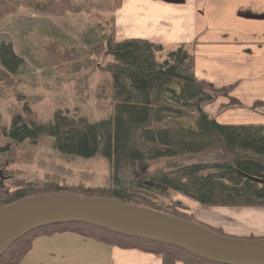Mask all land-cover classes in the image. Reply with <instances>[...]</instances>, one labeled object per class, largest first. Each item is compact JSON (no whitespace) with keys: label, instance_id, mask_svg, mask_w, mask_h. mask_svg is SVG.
<instances>
[{"label":"trees","instance_id":"trees-1","mask_svg":"<svg viewBox=\"0 0 264 264\" xmlns=\"http://www.w3.org/2000/svg\"><path fill=\"white\" fill-rule=\"evenodd\" d=\"M21 6L52 16L63 15L75 7L71 0H0V18ZM64 48L60 51L56 46L58 62L68 60L64 54L71 55V59L82 55L88 61L91 55L110 58L103 68L112 76V115L90 123L84 118L57 112L44 124L16 116L8 136L14 141L45 136L52 139L54 149L61 154L80 158L101 155L109 162L112 187L21 186L0 197V209L25 197L71 193L109 198L189 221V216L177 208L178 203L171 205L177 210L170 211L152 202L146 192L128 194L124 187H137L133 176L127 180V174L131 175L137 165L195 154L208 155L211 159L174 166L159 173L156 185L181 193L201 207L264 208V123L223 125L202 111V104L210 101L212 95L195 81L194 57L186 44L164 48L140 38L116 40L111 30L81 54ZM20 63L22 59L13 53L11 45L1 43L0 81L8 82L9 73ZM69 66L74 72L83 67L81 62H72ZM180 118L193 119L195 131L182 129L175 121ZM64 232L78 234L109 248L150 253L159 257L161 264H217L180 248L82 223L33 230L4 251L0 264H20L36 239Z\"/></svg>","mask_w":264,"mask_h":264},{"label":"rangeland","instance_id":"rangeland-1","mask_svg":"<svg viewBox=\"0 0 264 264\" xmlns=\"http://www.w3.org/2000/svg\"><path fill=\"white\" fill-rule=\"evenodd\" d=\"M71 2L74 9L60 16L37 13L21 6L0 18V44H10L13 53L22 59V63L9 73L10 80L0 81V197L7 196L21 186L38 188L51 185L59 189L112 187L109 162L101 155L80 158L61 154L54 149L52 139L45 136L22 141H14L8 136L11 122L16 116L44 124L55 113L61 112L96 123L113 113L112 76L103 68L110 58L100 54L91 55L89 65L87 58L82 55L71 59V55L64 54L68 60L58 62L60 56L57 49L63 51L67 47L68 51L74 50L81 54L111 30L116 40L139 37L127 38L126 35L123 38L126 34L124 31L119 34L115 32V19L123 7V0ZM72 62H81L83 67L76 72L70 71ZM180 119L193 123V119ZM209 159L208 155L195 154L137 165L131 175L127 174V180L130 176L134 177L137 187L126 186L124 192H146L152 202L170 211L176 209L171 205L178 203L177 208L189 216L190 222L229 237L264 238V229L261 227L264 219L253 215L254 211L264 208L201 207L181 193L156 185V175L159 173L169 171L174 166L202 163ZM111 249L78 234L64 232L50 238L36 239L32 250L20 264L128 262L126 258L114 254L115 258L112 259Z\"/></svg>","mask_w":264,"mask_h":264},{"label":"crops","instance_id":"crops-1","mask_svg":"<svg viewBox=\"0 0 264 264\" xmlns=\"http://www.w3.org/2000/svg\"><path fill=\"white\" fill-rule=\"evenodd\" d=\"M122 6L115 32L124 31L123 38L189 46L194 79L212 95L202 110L217 123H264V0H123ZM253 215L263 220L264 209ZM111 251L126 264H160L138 250Z\"/></svg>","mask_w":264,"mask_h":264},{"label":"water","instance_id":"water-1","mask_svg":"<svg viewBox=\"0 0 264 264\" xmlns=\"http://www.w3.org/2000/svg\"><path fill=\"white\" fill-rule=\"evenodd\" d=\"M176 123L182 129L195 130V125L186 119H178ZM66 223L87 224L173 246L217 264H264V238L222 236L193 222L147 208L71 193L34 195L1 208L0 256L33 230Z\"/></svg>","mask_w":264,"mask_h":264}]
</instances>
